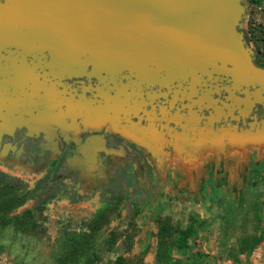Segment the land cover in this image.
<instances>
[{
	"label": "water",
	"instance_id": "water-1",
	"mask_svg": "<svg viewBox=\"0 0 264 264\" xmlns=\"http://www.w3.org/2000/svg\"><path fill=\"white\" fill-rule=\"evenodd\" d=\"M247 8L245 0H5L0 4V138L32 124L61 126L63 118L71 125L81 119L86 128L109 124L114 132L145 143L143 131L131 122L145 105L140 101L144 88L167 89L175 100L188 101L183 108L191 117L194 107L213 108L211 97L219 90L203 87L221 76L231 78L238 91L264 90V69L254 64L253 49L240 32ZM8 47L16 48V57L8 51L9 57L1 56ZM44 50L51 62L43 77L50 80L40 82L26 58L37 59ZM82 77L105 87L119 78L128 82L116 84L114 98L99 90L96 106L83 97L62 96L53 83ZM215 112L210 124L222 116L220 109ZM173 122L183 129L176 137L184 149L200 118L177 116ZM242 150V155L248 152Z\"/></svg>",
	"mask_w": 264,
	"mask_h": 264
},
{
	"label": "flooded vegetation",
	"instance_id": "flooded-vegetation-1",
	"mask_svg": "<svg viewBox=\"0 0 264 264\" xmlns=\"http://www.w3.org/2000/svg\"><path fill=\"white\" fill-rule=\"evenodd\" d=\"M4 3L5 0H0V4ZM240 32L246 44L253 49L254 64L264 69V38L261 37L264 32L251 30L248 25ZM7 51L14 54L13 57L17 56L14 47L3 50L1 56L9 57ZM26 60L30 67L37 68L36 74L40 76V82L50 80L49 77H43L49 72L46 65L51 62L48 51L44 50L37 59L29 56ZM221 78L203 87L206 90H219V94L211 97L213 108L202 112L198 107L192 109L194 115L200 118V123L198 129L188 135L190 141L184 149L178 147L176 137L183 134V129L173 119L177 116L191 119L194 115L191 117L188 109L183 108L191 103L175 100L167 89L158 87L144 88L140 101L143 100L145 105L139 118L132 117L131 120L143 131L145 143L114 132L109 124L86 128L80 124L81 119L71 125L70 120L64 121L62 118L61 126L32 124L30 129L22 126L11 134H3L0 138V167L18 170L14 176L0 172V175L14 179L9 186L16 192H8V199H13L18 206L12 209L11 217L17 216L22 208L21 213L37 214L57 201H69L75 205L85 196H94L99 200V207L93 212L89 222L84 224L83 230L88 231L105 202H113L114 195H119V191L124 190L123 200L111 203L107 213L109 218L113 214L121 218L122 210H125V216L122 217L125 230L111 233L117 231L118 240L122 237L121 245L130 250L135 238L140 235L135 224L136 217L144 213L147 202L153 203L158 179L164 174L169 176L167 171L164 173L167 167L173 166L175 171L182 167L194 170L205 162L212 161L216 164L215 159L221 160L223 164L234 156L242 155V149L248 151L247 154L251 153L253 158L264 154V90H260L259 86H251L238 91L233 88L231 78ZM127 82L126 79L119 78L116 83L105 87L95 78L53 80V83H57V92L62 93V96L73 97L75 100L83 97L94 102V106L98 104L96 101H101V97H98L99 90L103 89L109 97L114 98L116 84L121 87L127 85ZM245 90L250 96L243 93ZM258 90L260 94L254 97L253 94ZM242 101H247L249 105ZM215 108L220 109L222 116L219 121L210 124V118H217ZM185 124L183 121L182 125ZM123 125L130 127L131 123L124 121ZM242 139L247 142L240 144ZM131 196L148 199L133 217L129 215L133 206L125 207L129 205L127 200ZM39 204H42L41 210L35 212V207ZM122 205L124 208H121ZM107 222L102 219L96 223L99 227L97 236L101 240L111 236V233L103 235Z\"/></svg>",
	"mask_w": 264,
	"mask_h": 264
},
{
	"label": "rangeland",
	"instance_id": "rangeland-1",
	"mask_svg": "<svg viewBox=\"0 0 264 264\" xmlns=\"http://www.w3.org/2000/svg\"><path fill=\"white\" fill-rule=\"evenodd\" d=\"M246 25L251 30L264 32V0L261 5L248 6ZM262 155L253 158L246 152L223 164L217 159L216 164L205 162L194 170L182 167L175 171L173 166L167 167L164 173L167 171L169 176L164 174L158 179L153 203H147L144 213L136 217L140 235L132 248L126 250L121 245V237L113 252L104 253L103 263L121 256L135 264H157L161 223L167 221L175 233L196 219L200 223L197 233L189 240L187 249H173L172 264H264ZM0 172L14 176L18 170L0 167ZM8 192L0 184V198L9 195ZM97 207L96 197L85 196L75 205L69 201L54 202L42 213H21L23 208L20 209L12 217H19L20 221L0 226V246L5 249L0 253V264H52V251L60 235L83 230ZM1 216V220L6 217ZM111 217L103 229L105 236L115 230H125L122 217L117 214ZM252 237H262L261 244L251 253H242L249 249V242L244 239Z\"/></svg>",
	"mask_w": 264,
	"mask_h": 264
},
{
	"label": "trees",
	"instance_id": "trees-1",
	"mask_svg": "<svg viewBox=\"0 0 264 264\" xmlns=\"http://www.w3.org/2000/svg\"><path fill=\"white\" fill-rule=\"evenodd\" d=\"M262 2L263 0H245V4L247 6H258L261 5ZM261 37L264 38V34ZM13 181L14 179L12 177L10 178L9 176L0 175V184H2L5 189H9L8 191L11 193L16 192L13 187L9 186ZM122 193H124V190H120L118 193L119 195H114L112 199L113 202L118 203L123 200L124 195ZM7 194L9 195H5V197L0 198L2 201L0 202V226L2 224L14 225L17 221L21 220L19 217H8L7 214L10 213L12 209L17 208L18 205L14 203L13 199H8L10 193ZM145 198L146 197L141 196H131L128 198L127 203H131L133 206L130 208L131 210L129 212L131 217L136 215L138 213V208L143 205L144 201L148 200ZM113 202H105V206L98 211L96 218L93 220L92 225L89 226L88 231L82 230L80 232H69L60 235V237L57 239L55 249L52 251V264H135L121 256L114 260H108L106 263H103L104 253L113 252L115 250L119 234L116 231L111 233L109 238L101 240L97 236L99 227H97L96 223H99L102 219H104L105 222L108 221L109 214L107 212L109 211L111 203ZM42 204H39L37 207H35L37 210L35 212H39L41 210ZM2 214H5V216L7 215L3 220H1ZM199 227L200 223L196 219H192L190 224L185 229H179L173 233V229L170 227L168 222L163 221L158 233L159 242L158 252L156 255L157 264H172L173 249H187L189 247V240L195 236ZM133 235L134 234H132V237ZM244 240L249 242V249L243 250L242 253H251L261 244L262 237H252L250 239ZM4 251L5 249L0 246V253Z\"/></svg>",
	"mask_w": 264,
	"mask_h": 264
}]
</instances>
